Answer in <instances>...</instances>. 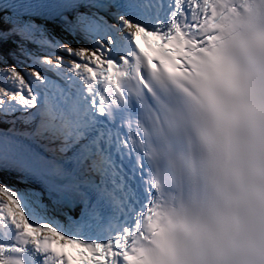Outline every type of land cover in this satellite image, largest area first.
<instances>
[{
	"label": "snow or ice",
	"instance_id": "1",
	"mask_svg": "<svg viewBox=\"0 0 264 264\" xmlns=\"http://www.w3.org/2000/svg\"><path fill=\"white\" fill-rule=\"evenodd\" d=\"M0 264H264V0H0Z\"/></svg>",
	"mask_w": 264,
	"mask_h": 264
}]
</instances>
